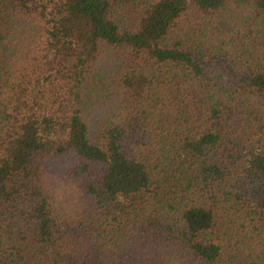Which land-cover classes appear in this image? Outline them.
<instances>
[{"label": "trees", "instance_id": "trees-1", "mask_svg": "<svg viewBox=\"0 0 264 264\" xmlns=\"http://www.w3.org/2000/svg\"><path fill=\"white\" fill-rule=\"evenodd\" d=\"M0 264H264V0H0Z\"/></svg>", "mask_w": 264, "mask_h": 264}]
</instances>
